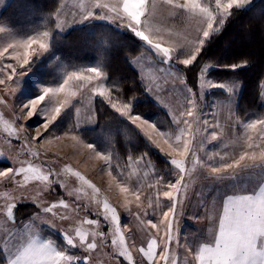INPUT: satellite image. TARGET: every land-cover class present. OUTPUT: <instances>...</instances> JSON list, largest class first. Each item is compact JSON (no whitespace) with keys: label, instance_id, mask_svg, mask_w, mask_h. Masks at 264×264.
Segmentation results:
<instances>
[{"label":"snow or ice","instance_id":"6c2138e0","mask_svg":"<svg viewBox=\"0 0 264 264\" xmlns=\"http://www.w3.org/2000/svg\"><path fill=\"white\" fill-rule=\"evenodd\" d=\"M253 3L254 0H77L78 11L72 12L71 23L64 18L60 4L31 31L0 22V106L9 107L7 97L27 83L15 78L28 76L39 58L52 51L56 35L73 26L88 30L89 35H94L96 28L130 33L141 42V53L135 62L149 61L157 73L147 84L141 79L157 105L169 108L163 96L180 95L179 106L170 111L165 128L134 111L135 96L129 97L121 83L110 76L107 62L62 67L61 75L50 84L29 77L36 94L21 93V114L14 113V119L8 121L0 113L9 148L11 138H15L22 140L20 153L32 158L41 155L39 148H33L34 142L51 146L55 141L69 139L73 147L87 149L88 158L103 162L101 171L123 196L125 211L134 215L138 228L146 230V245L137 247L131 228L127 231L132 235H125L117 208L80 171L67 164L57 170L17 158L18 166L0 168V198L4 201L0 204V264H110L111 260L117 264H264V115L240 116L231 105L242 82L215 78L219 71L236 73L248 66V61L223 63L211 58L207 51L229 18L250 10ZM110 46L106 38L99 42L105 53ZM85 89L91 110L81 120V107L73 101ZM212 90L232 94L227 103L221 102L229 113L226 125L230 132L218 120L210 122L204 115L201 101ZM96 98L118 114L124 128L142 140L145 151L138 156L131 151L121 156L111 144L98 145L83 138L81 124L95 122ZM69 108L74 109L75 116L67 111ZM33 116L42 123L34 128L35 135H29L17 122ZM69 123L71 127H67ZM209 127L219 131L199 139ZM61 128L64 130L58 134ZM212 141H218L215 149L206 151L205 143ZM162 145H167V150ZM153 149L164 157V170H158L150 159ZM49 159L51 164L57 163ZM141 165L147 170L145 176L149 171L153 173V180L147 183L151 192H145V184L139 179ZM65 173L74 177L79 186L69 191L67 182L59 179ZM134 176L138 178L136 183H132ZM29 181L41 182L37 197L54 191L52 185L57 184L73 199L59 196L44 206L34 198L32 203L39 210L18 219L21 198L13 195L12 186L24 188ZM193 196L212 225L206 240L182 243L179 217ZM81 200L87 202L79 203ZM132 203L140 211L133 213ZM58 208L63 211L58 213ZM148 209L156 219L145 218L149 216ZM57 220L69 223L57 228ZM44 225L59 231L61 241L45 235ZM174 247L183 248L184 253L174 251Z\"/></svg>","mask_w":264,"mask_h":264},{"label":"trees","instance_id":"16d2710c","mask_svg":"<svg viewBox=\"0 0 264 264\" xmlns=\"http://www.w3.org/2000/svg\"><path fill=\"white\" fill-rule=\"evenodd\" d=\"M65 2L66 0H10L1 12L0 21L13 25L17 30L31 31L41 24L42 18L56 10L58 4L63 5ZM53 30L55 31L54 28ZM94 32V35H89L88 30L80 31L73 26L67 32L56 35L55 45L48 53L50 62L43 71L38 72L39 80L44 84H50L54 78L61 75L62 67L107 62L111 69L110 76L121 83L129 97L135 96L134 111L151 118L161 127L168 126L170 120L168 113L150 98L141 84L139 72L130 63L131 59L141 53L138 47L141 42L124 30L117 32L115 29L109 31L108 28H96ZM105 38L111 42L107 53L99 48V42ZM207 51L211 58L220 59L223 63L248 61V66L236 73L219 71L215 78L218 80L235 78L242 82L236 104V111L240 116L244 117L246 113L248 116L264 115L261 95L264 82V0H256L250 10L239 12L229 18L223 31L214 37ZM222 95L225 96L223 93ZM95 109V124L81 129L85 140L94 141L98 145L101 142L111 144L121 156L128 151L134 156L145 151L142 140L128 132L118 114L100 103L99 98L95 100ZM68 112L75 116L74 109H69ZM162 118L164 121L160 122ZM67 127H71V124L69 123ZM105 135L110 141H102ZM150 159L157 168L163 167V159L157 150H152ZM25 205L20 207V210L27 209L30 212L36 210L33 206Z\"/></svg>","mask_w":264,"mask_h":264},{"label":"rangeland","instance_id":"374dc122","mask_svg":"<svg viewBox=\"0 0 264 264\" xmlns=\"http://www.w3.org/2000/svg\"><path fill=\"white\" fill-rule=\"evenodd\" d=\"M255 1L256 0H254V2ZM9 2L10 0H0V11L4 9ZM76 2L77 0H66V2L63 4L62 12L66 14L64 18H66L69 21V23H71V20H72V12L78 11V9L76 8ZM0 16H1V13H0ZM162 22H166V21H162ZM69 28L70 27L66 28L64 32H67ZM136 57L130 60L132 61L131 65L133 68H135L139 72L141 79H143L145 81V84H147L148 79L156 76L157 73L155 72L154 69L150 67L149 61L141 60L140 62H135ZM33 59L35 60L37 58L33 57ZM39 59H40V62L32 66L31 71L29 72L28 76H18L15 78L21 81H26L27 83L25 85L17 87L15 93L7 97L9 101V107L0 106V113L3 114V118L5 120L12 121L14 119V113L17 115L21 114L20 104L23 102L21 99V93H23L25 96L29 94L31 95L36 94V91L33 90V81L30 80L29 77L35 76L39 78L38 72L43 71L44 68H46L50 62V59L48 58V54H45L43 57H40ZM20 71H23V70L21 69ZM40 83L44 84L41 81ZM262 92H264V82H263L262 91H261L262 99L264 102V94H262ZM212 93L208 94L206 98L201 101V106L203 108L204 115L210 120V122H212L213 119L218 120L221 125H225V130L227 132H230L231 130L228 129L226 125V121L229 116V113L227 111V108L222 107L221 102L223 101L224 103H227L228 98L232 94L224 92L223 90H212ZM222 93L225 96H223ZM239 93L234 97L235 103L231 105L235 110H236V104H237ZM2 94L3 93L0 92V95ZM147 94L150 96L152 100L155 101L152 93L147 92ZM88 95L89 93L87 92V89H85L82 93H78L77 98L73 101L74 104H77V106L81 107V114H80L81 120H85V118L89 115V112L91 110V105L86 99ZM163 99L168 103L169 108H165L162 105H159V106L162 109H164L168 113V115L170 111H173L176 108H178L179 101H180L179 93H177L175 97L164 95ZM69 109H72V108H69ZM69 109H67V111H69ZM213 113H216L215 117H213L212 115ZM95 117H94V121L96 119ZM159 121L160 122L164 121V118L160 119ZM41 123H42V120L37 116H33L31 119L24 117L17 122L18 125L24 126V128L27 130L29 135H35L34 128ZM94 124L95 122L94 123H86V122L82 123L81 129L86 128V127H91ZM158 125L161 126L160 124ZM163 126L165 128L168 127L165 125ZM63 130H64L63 128L58 130V134L59 132H63ZM213 131H219V129L209 127L207 129V132L203 133L199 137V139H203L204 135H207ZM98 136L101 137L100 135ZM7 139H8L7 133L4 132L3 125L0 124V152L4 153L3 156H0V168L6 169L9 166H18V164L16 163L17 158L19 160L31 159L38 166L43 165L45 168L51 166L53 168H56L57 170L62 168V166L65 164L70 165L74 170L80 171L83 175H85L88 179H90L92 183L95 184L101 190V196L106 197L109 203L117 208L122 218V227L125 229V235L131 236L132 233H135V242H136L137 247L146 245V230L138 228L136 225L134 215H129V213L125 211L124 207L122 206L123 196L119 193V190L116 188L115 184L111 183V178L105 172L101 171L103 167V162L88 158L89 153L87 149L79 148L78 146L73 147V142L69 139H65L62 141H55L54 144L51 146H45V145H41L39 143L34 142L33 148L34 149L39 148L41 155L39 156V158H32V157L27 156L26 154L20 153V146L22 144V140H16L15 138H11L12 147L10 149L7 143ZM102 141L107 142L110 140L105 135ZM217 143L218 141H212L211 143H205V150L206 151L214 150ZM101 144L107 145V143H102V142ZM162 146L165 148V150H167V145H162ZM157 153L162 159H164V157L159 153L158 150H157ZM201 155H203V153H201ZM49 158L56 159L57 163L51 164V160ZM164 168L165 166L163 165L161 169L159 168L157 169L164 170ZM129 171H131V169H129ZM139 171H140L139 179L141 180L142 183L145 184V192L146 193L151 192L152 190L147 188V183L153 180V173L149 171L148 174L145 176L144 172L147 170L143 168V165L140 166ZM17 179H20V178H17ZM59 179L65 180L67 182L69 191L79 186L78 182L75 180L74 177H71L70 174L65 173L62 176H60ZM137 179L138 178L134 176L132 179V183H136ZM110 184H111V187H110ZM41 186H42L41 182H38V181H29L28 186L24 188H18V187L12 186L14 188L13 195L21 198L19 202V207L16 211V215L18 219H23L26 215H30L32 213L27 209L20 210V207H23L24 204H26L27 206H33L34 209H36L35 211L39 210L32 203V200L34 198L40 199L42 203L44 204V206H47L48 204L54 202L56 198L59 196H63L66 200L73 199V197L67 196L65 194L64 189L60 188L59 185L57 184L52 185V188L54 189V191L45 192L42 196L37 197V191L39 187ZM196 187L199 188L200 186L197 185ZM197 201H198V198L193 196V200L187 204V206L184 208L183 215L179 217V223H178L179 238L182 243L185 240H189L194 243H199L201 240H206L208 238V235H207L208 229L212 225V221L206 218V213L204 209L198 206ZM86 202H87L86 200L79 201V203H86ZM3 203H4L3 199L0 198V204H3ZM130 207L133 213L140 211L139 209L136 208L135 203H132ZM94 210L95 209H93V211ZM56 211L60 213L63 210L58 208ZM148 212H149V216L145 217L146 219H156L157 218L151 215L152 209H148ZM83 215H85V213L82 210L81 216ZM68 223H69L68 221L61 222L57 220V228L66 227ZM0 224H2V222H0ZM85 227L87 228L88 226L86 225ZM128 228L132 229V233L127 231ZM43 232L45 235L50 234L57 242L61 241V234L59 231L54 230V229H49L47 225H44ZM128 242L131 245L132 240L130 239ZM132 251H133L134 256L138 255L135 249H132ZM174 251L184 253L183 248L175 249L174 247ZM110 264H117V261L111 260Z\"/></svg>","mask_w":264,"mask_h":264},{"label":"crops","instance_id":"0c3cea01","mask_svg":"<svg viewBox=\"0 0 264 264\" xmlns=\"http://www.w3.org/2000/svg\"><path fill=\"white\" fill-rule=\"evenodd\" d=\"M3 10V9H2ZM2 10L0 11V13L2 12ZM208 235V234H207ZM43 238V237H42Z\"/></svg>","mask_w":264,"mask_h":264}]
</instances>
